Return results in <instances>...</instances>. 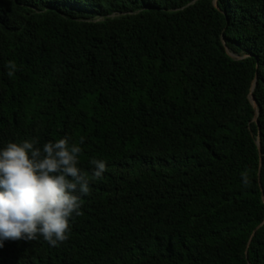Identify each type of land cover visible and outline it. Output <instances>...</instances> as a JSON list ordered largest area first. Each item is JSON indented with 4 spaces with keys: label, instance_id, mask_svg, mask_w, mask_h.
<instances>
[{
    "label": "trees",
    "instance_id": "16d2710c",
    "mask_svg": "<svg viewBox=\"0 0 264 264\" xmlns=\"http://www.w3.org/2000/svg\"><path fill=\"white\" fill-rule=\"evenodd\" d=\"M216 2L0 0V264H264V0Z\"/></svg>",
    "mask_w": 264,
    "mask_h": 264
},
{
    "label": "water",
    "instance_id": "95a60500",
    "mask_svg": "<svg viewBox=\"0 0 264 264\" xmlns=\"http://www.w3.org/2000/svg\"><path fill=\"white\" fill-rule=\"evenodd\" d=\"M213 3H214V5L217 7V2H216V0H213ZM255 80H256V75H255V77H254V79H253V81H252V86L255 84ZM249 98H250V102L252 103V105H253V107L255 108V110H257L256 109V102H255V99H254V97H253V95L252 94H250L249 95ZM254 120H255V122L257 123V119H256V116H254ZM256 144H257V147H258V153H259V169H260V166H261V152H260V140H259V130H258V133H257V136H256ZM261 197H262V201L264 202V194H263V192H261ZM261 224H259L258 226H260ZM257 226V227H258ZM256 227V228H257ZM254 231H255V229H254ZM254 231H253V233H254ZM252 233V234H253ZM249 241H250V239H249Z\"/></svg>",
    "mask_w": 264,
    "mask_h": 264
},
{
    "label": "rangeland",
    "instance_id": "374dc122",
    "mask_svg": "<svg viewBox=\"0 0 264 264\" xmlns=\"http://www.w3.org/2000/svg\"><path fill=\"white\" fill-rule=\"evenodd\" d=\"M230 54H231L232 56H234V57H237L234 53H231V52H230Z\"/></svg>",
    "mask_w": 264,
    "mask_h": 264
}]
</instances>
